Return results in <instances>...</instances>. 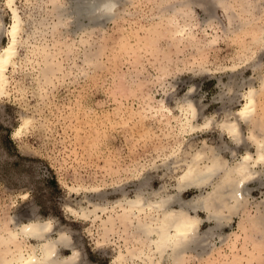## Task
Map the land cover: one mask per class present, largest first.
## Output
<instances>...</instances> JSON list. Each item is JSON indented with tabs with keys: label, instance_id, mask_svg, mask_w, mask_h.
<instances>
[{
	"label": "rangeland",
	"instance_id": "rangeland-1",
	"mask_svg": "<svg viewBox=\"0 0 264 264\" xmlns=\"http://www.w3.org/2000/svg\"><path fill=\"white\" fill-rule=\"evenodd\" d=\"M60 1L67 14L76 0ZM106 1L114 3L107 14L87 11L81 17H67L66 31L62 27L64 40H75V45L66 48L64 63L71 73L62 78V84L48 96H38L32 91L31 75L24 80L29 86L24 97L12 94L0 99V232L16 219H51L76 240L88 260L85 264H111L116 245L110 240L95 248L87 234L90 222L71 216L66 205H86L91 198L110 204L122 197L120 188L135 196L141 183L146 194L164 185L175 192L171 185L184 165L170 170L162 164L168 159L170 164L177 161L169 151L177 139L164 131L165 124L155 115L147 114L151 104L165 100L174 112L164 122H174L177 102L191 99L199 106V122L211 120L209 127L188 135L184 155L196 153L206 141L212 148L224 149L223 154L232 160L231 148L244 153L249 144L255 152L248 138L253 124L264 135V87L257 95L254 122H240L241 142L223 134L218 124L227 113L241 107L243 93L251 85L262 92L264 43H250L264 28V0H248L251 6L241 0ZM186 2L193 8L192 19L185 18L192 24L188 26L190 39L174 31L187 22L183 16ZM17 4L25 19H30L32 12L38 20H58L50 13L54 7L51 0H17ZM227 7L237 17L231 19L233 12ZM0 13L9 24L11 12L5 0H0ZM170 17L172 22H168ZM1 42H7V37L2 36ZM85 58L95 63L89 65ZM27 112L35 115L34 128L20 141L12 133ZM143 163L151 169L134 177L133 171ZM68 186L82 188L71 194ZM249 187L255 198L250 197L248 212L233 214L221 227L213 222L201 225V244L206 248L190 253L185 264H264V250L255 258L250 256L255 229L245 219L264 214V184L254 181ZM23 193H28V198L21 197ZM198 194L190 188L183 197ZM199 214L206 217L207 213ZM110 238L125 250L133 246L118 235ZM215 246L217 254L209 257L206 252ZM260 246L264 247V238ZM69 252L63 249V253Z\"/></svg>",
	"mask_w": 264,
	"mask_h": 264
},
{
	"label": "bare ground",
	"instance_id": "bare-ground-1",
	"mask_svg": "<svg viewBox=\"0 0 264 264\" xmlns=\"http://www.w3.org/2000/svg\"><path fill=\"white\" fill-rule=\"evenodd\" d=\"M51 2L54 3V7L53 10L50 9V13L55 15L54 17L58 16L56 22L55 20L46 22L45 18L38 20L34 14L35 18L32 16V12L31 15L28 14L32 21L25 19L17 0H5V5L11 12V22L7 24L0 13V99L12 96V94L16 97H24L29 88L24 80L31 75L34 85L32 91L35 94L45 97L51 94L52 89L58 86L57 84L63 83L62 78L71 73L64 63V56L66 48L75 45V40L71 43L64 40L62 27L64 29L67 26V17H72V15L74 17V14L81 17L87 11L86 14H89V11H101L107 14L114 4L106 0H76L71 10L64 14L66 9L62 1L51 0ZM240 2H246L250 6L253 4L248 0ZM183 4L187 7L183 12L184 19H189L193 16V8H189L191 5L189 2ZM226 5L229 6L228 3ZM231 9L227 7L226 10L233 12ZM230 16L231 19H233L232 16L237 17L235 12ZM167 19L168 22L173 21L172 17ZM190 22L178 24V28L174 30L175 33L182 38H185L184 36L189 38L192 35V30L188 28L192 25ZM80 25L84 27L82 23ZM260 32L255 40L251 38L250 46L260 42L264 43V28ZM2 36L7 37V42H1ZM23 49L25 53L22 52ZM253 50L255 48L251 47V52ZM92 58H85L89 65L95 61ZM263 87L264 85L260 90ZM258 91L256 86L251 85L243 93L241 107L230 111L223 120L218 122L222 133L229 135L234 142L242 141L240 122L244 121L248 124L256 119L254 117L257 112V95L263 93V90ZM198 107L196 101L191 99L178 101L176 106L178 115H175L174 122H164L167 116L174 112V108L168 106L165 100L151 104L147 110L148 115H155L158 121L165 124L163 128L165 132L169 131L167 134L177 139L176 144H172L169 150L170 156H174L177 161L170 164L168 162L170 159H168L162 164L170 170L184 165L182 171L174 176L176 182L171 187L175 192L169 190V186L164 185L163 188L153 189L152 192L146 194L141 183L140 190L135 196H130L126 190L120 188L122 197L110 204L94 201L91 198L89 204L86 205L82 202H79L77 207L66 205L67 212L71 216L84 222H90L87 234L91 236L95 248H102L103 244L110 240L116 245V254L111 264H185L190 253L198 248H206V245L201 244L203 242L200 232L201 225L205 222H213L224 226L222 224H225V221L228 222L233 214L247 213L250 197L255 198L252 195L253 188L249 187L250 182L260 181L264 184V135H261V132L258 133L259 128H254V124L248 135L251 144L255 145L254 153L247 143V151L244 153L231 148L233 158L229 160L223 154L224 149L212 148L205 141L202 149H198L196 153L183 154L188 135L198 129L209 127L212 123L210 119L203 123L199 122ZM33 114L27 112L23 115L22 122L13 130V138L21 141L22 136L31 127L34 128L35 115ZM151 164L154 165V162ZM153 167H158V164ZM149 169L151 167L143 163L141 168L137 167L133 171L134 177L141 176L140 174ZM82 186L78 188L68 186V188L72 194L81 190ZM207 186L211 188L203 191ZM190 188L196 189L199 194L185 199L183 193ZM22 196L26 199L29 194L23 193ZM199 212H206V217L201 216ZM245 219L255 229L252 236L254 237L252 240L254 251L250 250L251 258H255V255L264 250V247L260 246L264 236L258 235V231L260 233L262 231L261 234L264 233V214L248 215ZM13 224L4 229L3 234L0 232V264H85L88 261L82 256L80 248L75 244L76 240L69 231L56 225L51 219L43 220L40 217L29 218L26 221L16 219ZM112 235H118L119 238L125 239L133 246H128L125 250L122 248L123 244L118 241L114 242L110 238ZM63 249H69L70 252L63 253ZM217 251L218 248L215 246L211 251L205 252L210 257L216 255Z\"/></svg>",
	"mask_w": 264,
	"mask_h": 264
}]
</instances>
